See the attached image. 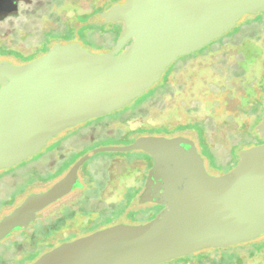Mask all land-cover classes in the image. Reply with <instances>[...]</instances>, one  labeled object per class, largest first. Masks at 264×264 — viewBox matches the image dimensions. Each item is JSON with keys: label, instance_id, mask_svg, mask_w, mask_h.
Returning <instances> with one entry per match:
<instances>
[{"label": "water", "instance_id": "95a60500", "mask_svg": "<svg viewBox=\"0 0 264 264\" xmlns=\"http://www.w3.org/2000/svg\"><path fill=\"white\" fill-rule=\"evenodd\" d=\"M262 10L264 0H124L101 13L107 22H122L110 50L55 43L24 63L1 60L0 169L36 155L61 131L129 104L179 56ZM256 131L264 138V114ZM132 149L153 159L150 176L158 188H146L141 198L162 206L155 216L61 242L28 264H157L264 233V142L242 149L230 170L214 175L193 140L147 135L94 148L49 188L28 193L0 217V242L69 193L90 156ZM169 173L178 177L168 179Z\"/></svg>", "mask_w": 264, "mask_h": 264}, {"label": "rangeland", "instance_id": "374dc122", "mask_svg": "<svg viewBox=\"0 0 264 264\" xmlns=\"http://www.w3.org/2000/svg\"><path fill=\"white\" fill-rule=\"evenodd\" d=\"M79 3V6L82 8L87 6V0H80ZM46 12L47 9L43 8L42 13ZM75 12L76 10H72L71 6H69L67 10L62 11L65 17H70ZM260 12V14H262V18L258 21H251L244 25L242 31L240 32L241 36L244 35L240 39V47L245 42L251 40L252 42H256V44L263 49V54L261 55L259 64L264 59V10ZM248 15L250 14H245L240 19ZM42 21L43 20L38 17L35 19L36 30L34 32H30V28L32 27L31 22L29 23L28 20L22 17L13 23L6 22L3 25L0 24V43L6 47L8 46L13 48L16 46L27 52H31L33 46L40 38V33L44 26ZM106 25L113 32L116 31V25L112 23ZM104 26L105 24L99 23V28L87 31L91 36H93V39L91 38L90 41L92 42L90 44L93 45V49L85 45L90 51H107L114 44V41L116 40L114 33L112 31H108ZM45 28H47V26ZM71 33L72 31L67 30L65 33L66 35H59L54 39L59 41L62 39H71L73 36ZM7 48H5V50ZM233 48H236V45H233ZM240 57L241 53L239 50H230L229 48H225L223 50H218L215 53L198 55L196 57L186 59L174 73L170 74L168 83L162 93L149 98L142 104L143 106L139 109V111L137 110L132 116L113 122L110 125V134L119 131L120 128H135L142 124H175L179 122H186V120L190 117L199 118L204 121L208 143L215 148L213 150L217 153L216 157H212L209 151L199 148L201 153L208 158L210 163V165L209 163H206V170L210 174L214 175L227 172L238 161L234 151L229 152L231 146L238 137V128L243 122L249 121L252 118V115H245V113L240 111L241 97L244 94V86L241 84V81L243 80L240 77L241 75H239L242 74V72L241 69L233 67L231 63ZM2 58L3 56L0 55V60ZM228 63L231 66L227 67L226 65H228ZM258 69L259 66L256 64L253 66L252 72H257ZM245 74L244 76L247 77L251 74V72L249 71ZM161 80L163 81V77ZM154 91L153 87L146 92L144 97L150 96ZM122 112V110H117L113 114L118 115ZM191 125L196 130L202 127L197 123H193ZM246 129L248 130V127H246ZM163 133L166 132L164 131ZM259 139L260 138L255 136L250 138L242 136L239 143L243 147L238 150V156L242 149L258 144L257 142ZM115 141L101 139L97 140V142L91 146L118 145L117 143H121L119 140ZM100 153L101 154L99 155L95 154L96 156L93 155L94 157L92 156L87 163L93 165L97 159L100 160L101 158H104L103 155H110L111 152ZM122 153L131 158L139 154L135 150ZM47 163L48 162L42 158L37 161V163H34V166L33 164H30V166L25 170L24 164L26 163L22 162L20 164H16L12 168L6 169V173L0 175L1 217L4 215L3 213L9 211L15 204H17L26 192L29 190L42 189L46 186L47 183L42 179L43 173L46 171L45 168ZM31 166H33L32 168L40 174V179L37 181H35V179L38 177H27ZM32 182L34 183L30 185ZM28 185L30 186L28 187ZM76 194V192L73 193L62 202H59L50 209L45 210L43 212L44 215L51 213L52 218L61 217L62 214L60 208L65 204H71L75 201L77 198ZM119 195L120 194L117 191L108 189L101 195L100 193L93 192L92 198L89 197V199L84 202V205L96 208L94 205L99 203L101 209L107 211L108 204L103 201L99 202V200L104 198L106 202L112 204L119 200ZM100 196L102 198H100ZM125 197V201L116 204L109 212L108 216L100 213V217L90 224V226L79 228L76 231L65 230L64 228L60 229L58 232L56 231L58 222L56 225L53 224L48 226V223L44 220V218L41 219L39 225L29 228L24 235L17 233L12 235L16 230L12 231V236H8H11L9 239L6 237L0 242L1 244L7 239L0 250V264H28V261L32 256L37 254L40 255L44 252L43 248L37 249V246L40 242L46 241L47 238H51L52 243L58 245L61 242L72 240V238L89 231V228H102L118 222L143 223L150 219L149 215L146 214V211L149 213L151 208L141 209L140 212L138 210L137 214H133V211L128 212L131 207H134V202L131 203V196L129 194ZM78 204L79 203L72 208H76ZM126 207H128V211L125 210ZM87 220L88 218L80 219L79 223L77 221V224H81ZM255 244L258 243L252 241L250 243L238 244L226 248H208L206 251H203V253L198 255L184 256L157 264H178L181 260L182 262L186 260L192 261L193 259L196 260L199 256L209 254L219 256L216 264H251L250 262L253 261L252 259L241 260L238 256H234L232 253H235V251L243 245H247V247L250 248ZM49 245L50 243L45 246L48 248ZM254 259H256L253 261L254 264H264V248L258 252V255L254 257ZM203 264H215V261H206Z\"/></svg>", "mask_w": 264, "mask_h": 264}, {"label": "flooded vegetation", "instance_id": "af4514ba", "mask_svg": "<svg viewBox=\"0 0 264 264\" xmlns=\"http://www.w3.org/2000/svg\"><path fill=\"white\" fill-rule=\"evenodd\" d=\"M79 1L80 0H0V24L1 25H3L6 22L7 23L16 22V20H18L20 17L25 18L26 20L29 21V23L31 22L32 27L30 28V32L31 31L34 32L36 30L35 19H37V17L43 20L42 24L44 25L40 33V38L38 39L36 44L33 46V49L31 52H27L23 50L22 48L16 47V46L13 48L7 46L9 48L8 49L5 45H2V43H0V55L3 56L1 60H9L15 64L24 63V62H27L31 59H34L44 54L55 43L66 44V43L76 42L79 45L88 49V47L83 45L80 42V40L86 39L88 41H91V38L93 39V36H91L87 31H89L90 29L93 30L94 28H99V23H100L99 13H94L96 8L98 7V3H97V0H87V6L85 8H82L81 6H79L80 5ZM69 6L72 7V10H76V12L70 17H65L62 11L67 10ZM41 8L47 9V12L42 13ZM77 10H80L81 12ZM250 15H255V14H250ZM246 17H243L242 19H240L235 25V27ZM102 20L104 19L102 18ZM109 23H112V24L119 23L122 28V22H107L104 20V24H105L104 27L107 28L108 31H112L106 25ZM46 26L47 28H45ZM234 28L230 30H233ZM67 30L72 31L71 34H73V36L71 39H62L60 41L54 39L56 36H59V35L63 36V34L66 35L65 33ZM229 31H227L226 33H224L222 36L219 37V38L221 37L225 38L222 43L215 42V40L219 39L217 38V39L212 40L210 43L206 44L204 47H202L201 49L205 48L206 46H209L212 42H214L212 46L210 45L211 47L208 49V51H205V53H197L198 51L201 50V49H198L189 54L179 56L174 62H172L166 68V70L161 75L160 79L156 83H154L149 89H147L146 92L149 91L151 88H153L155 85L160 86L161 84V86L156 88L153 94H151L150 96L144 97V95L146 94L145 92L143 95L135 98L129 104L123 106L120 109H117V110L123 111L121 114H118V115L113 114L114 112L117 111L115 110L105 115L94 117L87 121L78 123L74 126H71L61 131L60 133L54 135L53 137H51L45 143L44 147L41 149L39 153L23 161V163H26L24 164L25 170H26L30 166V164H33L34 166L35 165L34 163H37V161L41 160L42 158L43 160H46L48 163L45 168L46 171L43 173L42 180H44L47 184L42 189L29 190L28 192H26L23 198L27 195V193H30L32 191H40V190L49 188L54 182H56L61 177H63L67 173V171L71 168V166L81 156H83L84 154H86L87 152L91 151L94 148L103 146V145L91 146L95 142H97V140H101V139H108V141L110 140L121 141V143H117L118 145H106V146H123V145L131 144L136 138L140 136H147V135L167 136V137L184 136L194 141L199 153L204 158V164L206 166V163H209L208 158L205 157L201 153L200 149H203V150L205 149L209 151L212 157L213 156L216 157L217 153L215 150H213L215 148L211 144L208 143L207 141L208 137L206 136V133H205L204 121L199 118L190 117L186 120V122H183V123L179 122L175 124H170V123L169 124L162 123V124H157V125L142 124L135 128H123V129L119 127L120 130L112 134H110L109 130L111 129L110 125L113 122L118 121V120H123V119H126L132 116L134 113H136L137 110L139 111V109L143 106L142 104L145 103L149 98L157 96L160 93H162L168 83V78L170 74L174 73L175 70H177L179 66L182 65L186 59L196 57L198 55L215 53L216 51L223 50L225 48H229L230 50L237 49L241 53V57L231 63L233 67L241 69L242 74H239V75H241L240 77L243 80L241 81V84L244 86L243 87L244 94L242 95L243 97L246 91V84L250 80L255 81L262 74L263 69H261L262 67H260L262 65L261 64L262 62L259 64L260 59H258V61L254 64H251L248 66L240 65L239 61L243 59L244 52H246L247 49L245 50L243 46L240 47L241 40L236 41L233 39H229V37L226 36V34ZM113 33L115 35V31ZM242 36L240 35L239 37L241 38ZM251 42L252 41H249L248 44ZM252 43L256 44V42H252ZM113 45L109 48V50L113 47ZM233 45L234 46L236 45V48H233ZM5 48L7 49L5 50ZM262 53H263V49H262ZM256 64H258L259 69L257 72H252V68ZM226 66L229 67L231 65L228 63V65ZM249 71L251 72V74L245 77L244 74L246 72L248 73ZM162 77H163V81L161 80ZM242 97H241L240 111L245 113V115H252V118L249 121L243 122L241 126H239L238 132H237L238 137L236 138L235 142L233 143V145L231 146L229 150V152L234 151L237 159H239V156L237 154L238 150L243 147L239 143L240 139H242V136L246 138H250L252 136L258 137L260 138L259 141L257 142L258 144L264 142V138L260 137V134L256 131V125L261 121L264 113L262 114L260 121L254 125V129L250 130L248 126L252 124L253 119L255 118V113L251 111L250 103L245 106L242 105ZM263 101L264 100H262V105L264 106ZM193 123H197L202 127L196 130L191 125ZM246 127H248V130L246 129ZM164 131L166 133H163ZM115 142H118V141H115ZM132 150H135L139 154L131 158L122 153V152L131 151V150L101 151V152H111V153L110 155H103L104 158H101L100 160L97 159L93 165L88 164L87 163L88 160L92 158L93 155L96 156L95 154L99 155L101 153L98 152L90 156L78 168L77 181H76V184L73 185L72 190L66 195H64L63 197H61L60 199L56 200L55 202L49 204L47 207L39 211L36 215L35 221L30 223L27 228L18 229L12 235H14L15 233L24 235L25 232L29 228L39 225L42 218H44V220L47 221L48 226L53 225V224L56 225V223L58 222L57 229H56V231L58 232L60 231V229H64V228L65 230L76 231L79 228L90 226V224H92L96 219L100 217V213L106 214L108 216L109 212L112 210V208L116 204L122 201H125L126 199L125 196L127 194L131 196L130 200H131V203L134 202V205H133L134 207L133 208L131 207L129 211H128V207H126L125 210H127L128 212L133 211L132 212L133 214H137L138 210L140 212L141 209L151 208L149 213L146 211V214L149 215L150 219L154 217L155 214L162 208V206L154 202L143 201L141 198L146 188H158V187H155L154 181L151 179V176H150V172L153 166V159L148 153H146L145 151L141 149H132ZM33 166L29 168V171H28L29 173L27 177L29 178L38 177L37 179H35V181H37L38 179H40V176H39L40 174H38L34 170V168H32ZM6 169H0V175L6 173L7 171ZM177 177L178 176L173 177V175L170 173L166 174V178L168 179H174V178L176 179ZM34 182H32L30 185H32ZM30 185H28V187ZM107 189L117 191L120 194L119 200L112 204L106 202V200H104V198L100 196L102 200H99V202L103 201L108 204L107 211L102 210L101 206H99V203L97 205L96 204L94 205L96 208H91L90 206L84 205V202L87 199H89V197L92 198L93 192L100 193L101 195V194H104L105 190ZM75 192L77 193L76 194L77 198L75 199V201H73L71 204H65L60 208V211L62 214L61 217L52 218L51 213L44 215L43 212L45 210L50 209L51 207H53L55 204L59 202H62L65 198L69 197ZM77 203H79L78 206H76V208H72L73 206L77 205ZM85 218H88V220L81 224H77V221L79 223L80 219H85ZM97 229H100V228H96V229L89 228V231H86L79 236L86 235ZM79 236H76L74 238H77ZM263 236H264V233L255 239L242 242V243H238V244L250 243L252 241L253 242L259 241L263 239ZM10 237H8L7 239H9ZM4 242L0 244V250ZM49 243L51 247L44 249L43 250L44 252L56 246L55 244L52 243L51 238H47L46 241L40 242L38 244L37 249L45 248L46 247L45 245ZM238 244H235V245H238ZM235 245H230V246H235ZM230 246H227V247H230ZM210 248H226V247H210ZM262 248H264V245L262 246L254 245L250 248H248L247 245L246 246L243 245L241 248L235 251V253H232V254L234 256H238V258L241 260L252 259L254 261L256 260L254 259V257L258 255V252ZM206 249L208 248L195 251L185 256H193L195 254L198 255L200 253H203V251H206ZM181 257H184V256H181ZM181 257H177V258H181ZM218 258L219 256L217 255H211V254L202 255V256H199L196 260L193 259L192 261L186 260L182 262L181 260L180 263L178 264H181V263L203 264L206 261H215V264H216ZM253 261H251L250 263L254 264ZM165 262H168V261H165Z\"/></svg>", "mask_w": 264, "mask_h": 264}, {"label": "trees", "instance_id": "16d2710c", "mask_svg": "<svg viewBox=\"0 0 264 264\" xmlns=\"http://www.w3.org/2000/svg\"><path fill=\"white\" fill-rule=\"evenodd\" d=\"M121 1H123V0H97L98 7L94 11V13H99V22L101 24H104V20H102V17H101L102 11L105 10L106 8H108L109 6H111L112 4H114L116 2H121ZM260 13L261 12L255 14V15H248L233 30H230L226 34V36L229 37V39L240 41L241 38L239 36L241 34L240 32L242 31L244 25L248 24L251 21L260 20L262 18V14H260ZM114 25H116V31H115V39H116L117 36L119 35L120 31H121V25L119 23H114ZM224 39L225 38L221 37V38L215 40V42L222 43L224 41ZM249 41H251V40H249ZM80 42L83 45H86V46L93 49V45L90 44L91 43L90 41H88L86 39H81ZM248 42L247 43L245 42L244 44H242L243 48H245V50L247 49V51L244 52L243 59L241 61H239L240 65H247L248 66V65L256 63L258 61V59L261 60V55L263 54L261 47L257 46L256 44H254L252 42L248 44ZM213 43L214 42H212L210 45L212 46ZM210 45L201 49L197 53H205V51H208V49L211 47ZM261 62H262L261 63L262 65L260 67H262L261 69H263L262 74L255 81L250 80L246 84L245 95L242 97V105L245 106V105H248L250 103V109L252 112L255 113V118L253 119L252 124H250L248 126L250 130L254 129V125L260 121L261 116L264 113V106L262 105V100L264 97V59ZM160 86H161V84H160ZM160 86L155 85L154 90ZM261 240L255 241L258 243V244H255V246L264 245V238ZM49 247H51V245H49ZM44 249L45 248H43V250ZM38 255L39 254L32 256L28 262L37 258Z\"/></svg>", "mask_w": 264, "mask_h": 264}]
</instances>
